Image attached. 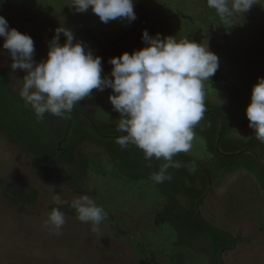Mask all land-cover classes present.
Here are the masks:
<instances>
[{
  "label": "rangeland",
  "instance_id": "374dc122",
  "mask_svg": "<svg viewBox=\"0 0 264 264\" xmlns=\"http://www.w3.org/2000/svg\"><path fill=\"white\" fill-rule=\"evenodd\" d=\"M10 2H13L12 4L20 9L26 8L25 3L34 5L36 3H46L50 8L55 9V11L50 10L42 14V16H40L41 18H38L37 20H34V18L32 19L31 15L29 18L25 17V19L21 22V29L18 30L21 33L29 34L33 38L35 45L34 54L36 55V57L33 58L36 62H40L41 60L47 58L49 42L52 39L51 34H48L47 32L49 28H51L50 25H54L56 28L57 26H63L70 29L74 35L75 41L83 42L87 50L90 49L94 56L100 57L102 56L100 55V49L109 48L111 39L115 41L117 38L127 37L128 35L134 36L137 32L132 28L131 30H125L115 36L114 31L117 32L119 30H123L117 23V20L111 21L116 24L114 27H111V29H113V31H111L108 28L109 23L103 24L99 17L94 14L90 8L86 12L80 13L76 12L73 6H70L71 3H66L69 6L68 8L71 9H65V11L62 10V7L65 6L64 8H66L67 5L65 2H61L60 0H12ZM59 3L63 4L59 5ZM26 10L27 9L24 11L29 12V10ZM258 10L260 13L264 14V4L261 5V9ZM19 11L23 14V11ZM0 15L4 17L9 15L10 17H13L14 13H11L7 7L0 3ZM250 20L252 21L249 16V11L244 13L242 17L237 16L234 18V22L238 23L242 28H247L246 25ZM15 24L17 26L20 25L18 22H15ZM166 24L171 25L169 21H167ZM93 27L96 30L95 32L92 31ZM160 28L161 29H159L157 33H159L162 38L168 35H174L173 26L164 28V25H162ZM113 35L115 37H112ZM64 38L66 37L61 33V44L65 42ZM202 44L203 46L209 48V45L206 42ZM258 44V41H255L246 43L243 46L241 45V49L243 48L242 52L240 54L237 53V56L239 59L246 58V60H248L253 57H255L256 60L258 59L262 68L259 67L257 68L258 70L253 69V71L255 73H259L258 78H261L264 77V56L261 52L257 51ZM135 46L136 47L131 51L142 48L145 44L142 43ZM120 54L121 53H119L118 56ZM228 56L229 55L226 53V58ZM227 61L232 66L231 68L223 66L225 63L223 60L219 59V67L216 73L210 77L209 81L205 82L206 99L204 100V103H211V109H218V111L222 113L225 120L226 137L228 139L249 142L256 138L254 130L249 127V121L246 116L245 110L249 103H242L243 100H239V98L243 99L241 93L234 91L236 89L243 90V88L250 87L252 82L249 81L250 77H247L249 80L245 79V81H233L232 79L235 80L237 78L233 75L236 68H238L239 61L236 58H228ZM11 62V57L8 51L3 49V37H0V73H2L0 74V264H75L76 260L70 257L71 254L68 249L63 248L64 253H62L60 251H48L45 247V244L48 243L58 242L55 243V245L60 246L63 242V236L53 235V230L46 227L51 226L48 223L46 210L49 208L50 204L55 202L54 197L59 196L64 202H70L78 197L77 193L71 190H68L65 194L62 193V190L67 188V177L64 176V171L66 172V169L70 167L60 166L55 171L53 176V179L57 180L58 183H50L36 174L34 169V161L36 157L28 150L26 151L24 149V141L33 137V134L34 143L36 144L37 139L40 141V146L38 145L39 148L42 147L45 151H56L57 148L59 149V146L57 147L54 142L57 131L55 129L58 128L53 127L49 129V127L57 125L58 122L62 125V120L59 121L56 119V116L52 115L53 117L51 120L53 122L50 123L47 117V115H51L50 113H45L42 120L37 119L31 105L27 104L19 95L25 72L19 69L13 70L10 66ZM240 63L243 64L244 67L248 64L247 61ZM102 65H105L107 68L106 72H102V76H110L112 65H109L106 60H102ZM212 80L214 82L211 83L210 81ZM232 81L233 83H231ZM208 82H210V84L206 89ZM208 88L211 89V92L207 91L209 90ZM224 89L228 91L224 92ZM110 94H112V90L110 88H105L103 91L94 89L90 97L81 100L74 106L75 109H73L72 113V118L74 117V119L71 124L68 122L69 129H71L72 132L76 131L80 136L81 134L78 130L83 128L84 133L94 139L87 141V143H81L77 146V149H75L86 153L93 161V167L88 168L87 173L83 174V178H85L84 180L90 184L87 188L90 189L95 186L93 185V174H98L102 177V182H110L114 185L111 189L113 196L116 193L119 195V202L112 209H109V213L107 214V216H112L114 221L104 220L105 227L110 228L112 231L109 232L107 231L108 229L103 227L100 229V233L95 236L80 234L82 237L86 238V243H84L83 239L82 244L84 246L86 245L87 250L85 251L86 257L82 260H77V263L80 264V261L85 262L86 260L88 264H184L187 259V253H183L180 250V246L171 247L170 253L173 256V262L170 254L169 256L168 254L164 255V252H162L161 249H154L156 259L152 260L151 258H145L146 262H144L143 257L140 258V252L134 251L135 249L133 250V241L146 240V237L144 236V232L146 231L145 226L150 227L149 229L151 231L157 230L154 226L155 215L158 210L163 208L166 204L164 205L165 202L162 198H158L160 193H163L161 189L157 190V195L155 194L156 196L153 192L148 194L146 191L142 195L136 192L138 196L135 197V203H131L128 200L129 198L124 199L125 194L124 189L120 187V185L123 186L120 179H126L127 177L117 169V167H119L117 166L118 160L111 156V154L103 147H108V145L113 144V138L108 137V135L111 136V132L114 131L113 125L118 127V120L115 121L116 118L114 116H120L110 103ZM250 98L251 96L248 97V99ZM83 114L86 115L83 116ZM209 114H213V112H210ZM88 117L91 120H89ZM59 118L60 117H58V119ZM99 118H104L105 120L103 121ZM110 119H114V122ZM110 122L114 124L110 125ZM218 123L220 126L219 120ZM203 128L204 127L200 128L202 130L200 133L202 138L205 135L208 138H211L208 131L205 132V129ZM69 129L67 130V133H65L66 139L64 143L67 150H70L71 152V150H74L71 147L74 137ZM3 132H6V134H2ZM83 144H85V147ZM228 145L227 141H225L224 146L228 147ZM207 146H209V150L213 151L214 160L216 161V164L218 163L217 170L214 165H206L215 186L212 190L210 188L206 190V194L202 198L204 200L203 202L205 207L204 208L202 206V208H204L207 214H212V216L215 217L213 212L216 208L218 209L220 204V202L216 199V196L218 195V187H228L227 190L229 192L234 189L235 186H238L239 182H245L244 177H247L246 174H249L250 178L253 176L250 184H257L261 190L260 191L254 185L248 186V189L242 196L244 201H241L240 203V200H238L240 208L238 211L236 210L234 214L235 217L229 218V220L227 219L225 223L223 221L220 222L221 226H227L226 229L233 234V236H228L229 238L227 242L230 243V245L232 243L235 245L230 252H227L229 251L228 247L230 245L226 246V252L223 254V259L227 264H264L263 171L261 169L259 170V168L257 171H251L248 168L245 169L243 166H231L223 169L220 162L230 163L238 161L234 160L230 155H220L219 153H216L217 149L222 150L221 147L218 148V143L216 145V143L212 141L211 144H205L204 148L206 149ZM130 148H132V145ZM125 150H127V147ZM184 154L190 156L189 153ZM182 158L183 157L176 155L174 160L177 161V159ZM245 158L247 160V157ZM184 159L186 160V158ZM158 162L159 161H154V158L150 160L149 167L151 173L159 170L160 167L157 165ZM184 162L186 161H181L180 163L182 166L180 168H174V170L178 173L182 172L185 174V171L187 170L184 169L186 168ZM196 167L197 165H195V168ZM204 174V171L196 169L194 172H191L190 177L191 179L196 180L200 179V177L204 176ZM114 175L116 178L119 177L120 179L117 178L116 180ZM98 180L101 181L100 177ZM167 181L168 180L163 183ZM172 182L173 187H176L177 181L173 180ZM5 185L7 193L9 192L14 195L20 192V188L23 192H26L23 188L26 189L27 195H22L24 198L36 191V199L34 203L31 206H28V210L24 211L25 213L22 214V216H18L20 214L16 210L17 204L10 201L4 194ZM173 187L170 186V192L176 191ZM156 188H158V186H155V189ZM183 188L185 191L186 188ZM194 190H196V187L190 186V189L186 191L190 193L193 192L194 194ZM221 191H223V189H220V192ZM113 196L109 195L108 198H113ZM174 196L179 197L180 195L175 192ZM181 199L182 198H180V200ZM132 206L137 207L135 215L131 210ZM165 211L167 212L166 216L171 215V213L176 214L178 207L175 206L173 202H168ZM179 212L182 211L179 209ZM193 212L194 210L192 213ZM182 214L184 213H177L175 216ZM84 225H81L78 228L82 231L87 230V227H84ZM119 228L130 231L128 234L121 235ZM169 228L170 229H166V231H171V227ZM174 230L176 231V229ZM39 231H44L45 233H40V236L38 234ZM114 232H118L120 234H113ZM174 233L176 235L173 236L172 241L174 242H172V244H176L179 239L177 231ZM184 233H186V231ZM215 234L216 233L213 232V235ZM183 235L180 236V241L185 240ZM76 238L77 237H75V240ZM87 240L89 243H87ZM196 240L192 241L193 244L196 243ZM110 241L111 243H109ZM143 244L144 243H138V245H141L142 247ZM205 245L206 247H210V253L214 255V258L216 257L215 260L213 259L210 261V264H220V261H218V255L222 250L218 253L216 246L209 240L205 241ZM38 246L39 248H37ZM199 249L202 250V248ZM107 251H113L114 253L107 254ZM199 254L204 255V252L201 251ZM74 255H78V253H74ZM147 256L151 257L152 255L147 252ZM174 258L176 259L174 260ZM202 263H204L203 260Z\"/></svg>",
  "mask_w": 264,
  "mask_h": 264
},
{
  "label": "clouds",
  "instance_id": "9594fccd",
  "mask_svg": "<svg viewBox=\"0 0 264 264\" xmlns=\"http://www.w3.org/2000/svg\"><path fill=\"white\" fill-rule=\"evenodd\" d=\"M206 3L223 23L232 25L233 18L242 17L254 4H261V0H206ZM70 6L80 13L91 8L103 23L136 19L133 0H71ZM61 33L66 37L63 44ZM0 37L3 49L11 57V68L25 72L19 95L31 105L37 119L42 120L45 113L67 119L74 106L90 97L94 89L110 88L109 100L120 118L118 132L112 131L108 137L116 139L121 149L135 145L146 160H162L159 170L151 174L154 183L172 179L168 169L182 166L174 160L176 155L193 152L197 145L204 148L205 142L197 136L195 127L206 112L205 82L216 73L219 58L202 43L177 39L175 35L152 36L145 29L142 31L145 46L131 54L124 51L111 57L110 76H102L101 57L86 50L83 42H74L72 31L63 26L55 30L47 58L40 62L33 58V38L10 28L2 15ZM245 111L249 127L264 143V77L253 85ZM195 170V164L189 166V171ZM54 201L58 206L64 203L59 196ZM71 207L81 222L91 224L93 232L98 231L107 216L104 208L86 194L73 199ZM48 223L59 234L66 223L59 207L52 209Z\"/></svg>",
  "mask_w": 264,
  "mask_h": 264
},
{
  "label": "trees",
  "instance_id": "16d2710c",
  "mask_svg": "<svg viewBox=\"0 0 264 264\" xmlns=\"http://www.w3.org/2000/svg\"><path fill=\"white\" fill-rule=\"evenodd\" d=\"M12 1V0H10ZM9 0H0V3H2L5 7L8 8V10L11 13H14L13 17L11 16H6L5 19L8 21V24L10 25V27L15 28L17 30L21 29V22L26 18H28L27 12L24 11V9H20L14 6V4H12ZM23 11V14L20 13V11ZM26 13V14H24ZM263 19V18H262ZM15 22H18L20 25L17 26L15 24ZM147 24V21L144 19V21H142V23L140 25H138L137 27L133 28L135 29L137 32L136 34H134V36L132 35H128L127 37H123V38H117L115 41L113 39H111L110 41V46L107 49H100V55H102L101 59L102 60H106L107 63L109 65H111L109 63V57H110V52L112 47L119 41H121L122 39H126V38H131V37H135L141 34V32L143 31V29L145 28ZM248 29V28H247ZM249 30V29H248ZM155 31V32H154ZM159 31L158 27L155 26V24L152 25V28L150 30V35H156L157 32ZM133 32V31H132ZM256 37V36H255ZM113 41V42H112ZM252 41V40H251ZM255 42V39H254ZM144 43L142 42H138V43H132L129 45H126L125 47L121 48L118 51L119 53H122L124 51L129 50L130 48H132L134 45H139ZM259 43V41H258ZM264 45V44H262ZM259 47V45H258ZM239 48L241 49V46H239ZM117 54V56H118ZM240 54V53H238ZM237 53H233L232 55L223 58H219L221 60H223V62L225 64H223V66H228L229 68H231L232 66L228 63L227 59L228 58H236L239 61L238 64V68H236V71L234 73L233 76H236L237 78L233 81H245V79L249 80L247 77H250V80L252 82V85L250 87L247 88H243V90H238L236 89L234 92H239L241 93L242 98H239V100H243L242 103H245V98L251 96V90L252 87L255 83L258 82V74L259 73H255L253 71V69H257L259 67L262 68V66L259 64V60L255 59V57H253L252 59H248L246 60V58L244 59H239V57ZM34 57H36V55L34 54ZM235 60V59H234ZM243 61H247L248 64L244 67L243 64H241L240 62ZM258 70V69H257ZM1 72V71H0ZM2 74V73H0ZM224 81V80H223ZM233 81L231 83H233ZM214 82V81H213ZM228 90L224 89V92H226ZM241 91V92H240ZM211 92V91H210ZM206 93V92H205ZM212 95V94H211ZM240 95V94H237ZM206 98H204L205 100ZM251 99V98H250ZM250 99L248 102L246 103H250ZM207 108L212 107V104H205ZM214 107V106H213ZM75 109V108H74ZM218 110V109H217ZM73 113V111H72ZM72 113L69 114L68 118L65 119L63 117H60L58 119V117H56L57 120L61 121L62 125L59 124L60 122H58V126H50L49 129L51 128H58L55 129L56 131V136L54 138V142L57 145V147L59 146V149L57 148L56 151H45L43 150V148H39V144L40 141L37 139L36 144L34 143V134L32 135L33 137H31L30 139H26L25 142V150L29 151L31 154H33L36 159L34 161V169L36 171V174L47 180L50 183H55L57 184V180L53 179L54 177V173L55 171L60 167V166H65V167H70V168H65L66 172L64 171V176L67 177V188L62 190V193L65 194L68 190H71L75 193H77L78 197L80 195H88L89 197H91L94 202L99 205L102 206L104 208V210L106 211V213H109V209H112L118 202H119V195L112 194L111 189L113 188V184H111L110 182H102V177L98 174L94 175L93 174V178H94V183L93 188H87L90 184L84 180L85 178H83V174H86L88 171V168H92L93 165L91 164V158L90 156H88L86 153L80 151V150H75L77 149V146H79L81 143H85L89 140H94L93 138L89 137V135L84 133V129L81 128L80 130H78L80 132V136L79 133L72 132L71 129H69V125L68 122H70V124L72 123V120L74 119V117L72 118ZM218 113L221 115V118L223 120V129H222V135H221V139H220V147L222 150H219L220 153L222 155H230L233 157L234 160L238 161V162H226L224 163V165H222L223 168H227V167H231V166H240V167H244L245 169L248 168L251 171H257V169L259 168V170L261 169L263 172L262 174L264 175V143H261L257 138H254L253 140L249 141V142H241L237 141L236 139L234 140H230L226 137V132H225V120H224V116L222 115V113L220 111H218ZM86 114H83V116H85ZM211 115L214 120L216 121V116L214 114H208ZM48 117V121L50 123H52L53 121L51 120V118L53 117L52 115H47ZM34 120V119H33ZM69 120V121H68ZM46 121V122H48ZM218 121V120H217ZM55 124V123H54ZM53 124V125H54ZM217 124V137H218V133H219V123ZM72 127V126H71ZM6 129V128H5ZM70 130L72 133V136L74 137L73 141H72V145L71 147L74 150H67V147L65 146V133H67V130ZM106 133V132H105ZM2 134H6V132H3ZM84 135V136H82ZM37 136V135H36ZM103 136V135H101ZM39 138V137H37ZM102 138V137H101ZM113 144L108 145V147L102 146L111 154V156H113L114 158H116L118 160L117 163V167L118 170L120 172H122L124 174V172H127V174L130 173V177L133 178L134 180L137 179H147L151 176V172H150V167H149V162L150 160H146L144 158V153L141 149L137 148L136 146L132 145V148H130L131 144L128 145L127 150L121 149V147L115 142L116 139H113ZM217 138L212 137V141L214 143H216ZM229 140V141H228ZM227 141V145L228 147L224 146V142ZM100 144V143H99ZM234 144V145H232ZM39 145V146H38ZM232 146V147H231ZM112 149V150H111ZM133 149V150H132ZM70 153V154H68ZM247 157V160L246 158ZM243 160V161H242ZM228 163V164H227ZM64 170V169H63ZM98 173V172H96ZM98 176V177H97ZM115 176V175H114ZM100 177L101 181L98 180V178ZM116 178V176H115ZM118 179H120L119 177H117ZM116 178V180H117ZM190 180V179H189ZM173 179L168 180L165 183H160L158 185V187H160L159 189H161L162 192L168 190L171 187H173ZM190 182L192 184H196L197 183V179L193 180L191 179ZM1 183V180H0ZM6 183V180H5ZM112 186V187H111ZM19 189V188H17ZM173 189H178V186L176 185V187H173ZM24 191L23 192L22 189L20 188V192L16 195L14 194H10L9 192L7 193L6 191V185L4 187V194L8 197V199L10 201H12L13 203L17 204L16 210L18 211V213L20 215L18 216H22V214H24L26 210H28V206H31L35 199H36V191H34L33 194H30L28 197L24 198V196L22 197V195L27 193V190L23 188ZM204 192V190H202L197 198H193L192 199V208L190 210H187L186 212H179L177 211V213H184L182 215H177L174 213H171V215L168 216H172V217H168L166 216V209H164L163 212L160 213V217L158 220V224L154 222V226L157 230H160L163 227L169 226L172 227L174 229H176L177 233L179 234V239L176 242V244H186L189 242H192L194 240H196V238L201 237L203 235H206L208 237L207 240H209L210 242L213 243V245L216 246V250L219 253L224 247H226L227 245H230V243L227 242L228 240V236H230V234H225L223 232H219L218 229H216L213 225H211L209 222H207L204 218L201 217V215L199 214L198 210H197V205H198V201L200 196L202 195V193ZM27 195V194H26ZM111 195L113 196V198H108V196ZM19 198H16V197ZM138 194H135V197H137ZM141 197V195H140ZM128 197H124V199H127ZM96 200V201H95ZM130 202V198L128 199ZM71 202H64L62 205H56L55 202H53L52 204L49 205V208L46 210L47 211V219L49 217L50 212L52 211L53 208L59 207L60 210L64 213L65 218H66V223L62 226V228L59 230V234L56 233V230L51 227V226H46L48 228H51L53 230V235H59V236H63V242L62 245H55V243L58 242H54V243H48L45 244V247L48 251H60L62 253H64L63 248L64 249H68L70 251V254L74 260H76L75 264L77 263V260H82L84 257H86L85 255V251L87 250L86 245L84 246L82 244V241L84 239V243H86V238L82 237L80 234H88L90 236H95L96 234H99L100 229H102L103 227H105L104 225V221L98 226V231L93 232L91 230V224L90 223H84L81 222L78 218H77V213L76 210L74 208L71 207ZM133 203H135L133 201ZM133 214L135 215L137 212V207L132 206ZM194 210V212L192 213V211ZM40 213V212H39ZM38 213V214H39ZM190 214V215H188ZM153 219V217H152ZM105 220H111L114 221V218L112 216H106ZM84 225V227H87V230L82 231L80 230V228H78L79 226ZM106 229H108L107 231L111 232L112 230H110V228L105 227ZM150 227H146L145 229L146 231L144 232V236L146 237L147 235L148 238L150 236H152L151 230L149 229ZM119 231H121V235L124 234H128L130 230H123V228H119ZM186 231V233H184ZM45 233L44 231H39L38 234L40 235V233ZM183 232V234H182ZM213 232H215L216 234L213 235ZM49 234V233H48ZM111 234V233H109ZM113 234H120L118 232H114ZM111 234V235H113ZM80 235V236H79ZM184 236L185 240L180 241V236ZM41 236V235H40ZM75 237L76 240H75ZM114 238V237H112ZM142 239V238H140ZM152 240V239H150ZM147 239L146 240H136L133 241L132 247L133 250L136 252H140V258L143 257L142 254V249L143 247L141 245H138V243H144V245H146ZM87 243L88 240H87ZM111 243V241L109 242ZM89 245V244H87ZM39 248V246L37 247ZM61 248V249H60ZM60 249V250H59ZM163 250V249H162ZM42 251V250H39ZM74 253H78V255H74ZM114 253L113 251H107V254H111ZM180 253V252H178ZM20 264V263H17ZM80 264H88L85 260L84 261H80ZM184 264H191L188 262H185ZM196 264V263H193Z\"/></svg>",
  "mask_w": 264,
  "mask_h": 264
},
{
  "label": "flooded vegetation",
  "instance_id": "af4514ba",
  "mask_svg": "<svg viewBox=\"0 0 264 264\" xmlns=\"http://www.w3.org/2000/svg\"><path fill=\"white\" fill-rule=\"evenodd\" d=\"M61 2L71 3V0H60ZM133 3L138 6L140 9H142L144 12L148 13L150 18L152 19L153 24H155L157 27H162L164 25V28L166 27H172L173 26V32L177 39H183L188 38L191 40H195L198 43H207L209 45V48L212 52H214L218 58L226 57L227 55H232L234 52L241 53L242 49L239 48V46H243L246 43H251L255 41H259V47L257 48V51L261 52L264 56V14L260 13L258 9H261V4H264V0H261V4H254L251 9L249 10V16L252 21L246 25L247 28H242L239 26L238 23L234 22V18L232 20V25L223 23L221 19L216 16L215 11L213 9L208 8L206 0H133ZM26 4L27 15L28 18L31 15V18L34 20L40 19L42 14L46 13L47 11L53 10L54 8H50L46 3H36L34 4ZM63 3H59V5H62ZM68 4H66V8L62 7V10L65 9H71L68 8ZM91 9V8H90ZM66 11V10H65ZM136 13V19L134 21H127V20H121L117 19V23L123 30H119L117 32L114 31V35L119 34L121 32H124L125 30H131L132 28L137 27L144 21L146 18L141 16L140 14ZM75 16V14L73 13ZM68 16V15H67ZM263 18V19H262ZM147 21V20H146ZM167 21L170 22L171 25L166 24ZM108 28L111 29V27H114L115 22H108ZM103 23V24H108ZM111 24V25H110ZM10 26V25H9ZM51 28L47 31L48 34H51V37L55 35V30L57 28L54 25H50ZM102 26V25H100ZM107 27V26H106ZM158 29H161V28ZM253 27V28H252ZM92 31H96L93 27ZM112 37H115V36ZM256 36V37H255ZM66 39V38H64ZM252 40V41H251ZM75 41V40H74ZM84 44V43H83ZM85 45V44H84ZM140 45V44H139ZM86 47V46H85ZM136 46L134 45L132 48L127 50L130 54L133 52V50ZM140 49V48H138ZM136 49V50H138ZM87 50V49H86ZM103 72H106L107 68L105 65H102ZM211 83L213 82L210 81ZM210 82L207 83L206 89L209 86ZM210 91L211 89L208 88ZM242 91V90H241ZM249 99L246 97L245 102H248ZM116 119H115V118ZM113 118L115 121H117L120 116H114ZM114 119L112 121L114 122ZM69 121V120H68ZM110 125H113L114 123H109ZM114 126L113 133H117V127ZM111 127V126H110ZM87 143V142H86ZM85 147V144H83ZM91 162L92 159H91ZM92 164V163H91ZM118 169V168H117ZM126 175V179H120V182L123 186L120 185L124 189V194L126 197L130 198L131 203L134 201L136 202L135 193H133V186L135 185L134 179L131 178L130 173L127 174V172L124 173ZM159 188L155 189L154 183L148 184V188L144 190L147 191L148 194L151 192L154 193V195H157V190ZM155 195V196H156ZM162 195V196H161ZM124 196V197H125ZM158 198H162L164 202L167 200V195L165 193H160V196ZM165 205V203H164ZM166 205L159 209L156 213V217L154 218V222L158 224V220L160 217V213L164 211ZM166 229H170L169 226L163 227L160 230L151 231V235L149 238L147 235L146 239V245L143 246L142 254L144 258V262H146L145 258H151L152 260L156 259V256L154 254V249H163L162 252H164V255L171 256V260L173 262V256L171 255V247H179L180 250L184 253L186 252V262L188 263H196V264H210L211 260H215L213 254L210 253V250L205 253L204 255L196 254L190 246V244H172L173 236L176 234V232L172 227L171 231H166ZM173 230V231H172ZM178 234V233H177ZM152 239V240H150ZM172 244V245H171ZM147 252H149L152 256L148 257ZM176 258H174L175 260ZM201 260V262H200ZM202 260L204 263H202ZM220 264H227L224 259L220 260Z\"/></svg>",
  "mask_w": 264,
  "mask_h": 264
},
{
  "label": "crops",
  "instance_id": "0c3cea01",
  "mask_svg": "<svg viewBox=\"0 0 264 264\" xmlns=\"http://www.w3.org/2000/svg\"><path fill=\"white\" fill-rule=\"evenodd\" d=\"M206 109H208V108H206ZM216 111L218 113V110H216ZM208 114L207 113L204 114L203 119L195 127V132H196L197 136L200 138H202V135L200 134L202 132V130L200 129L201 127H204L203 129H205V132L208 131V134L211 138H208L206 135L203 137V140H204L206 145L212 143V137L218 138L217 137V124H216V123H218L217 114L213 112V114L216 116L215 117L216 121L214 120V118L211 115H208ZM99 119H102L103 121L105 120L104 118H99ZM89 120H91V119L89 118ZM110 120H112V119H110ZM216 141H217L216 142V145H217L218 140H216ZM216 153H219L221 155V153L218 149H217ZM178 155L183 157V158L177 159V161H179V162L186 161V162H184V164L186 165V166L184 165L186 167L184 169L187 171H185V174H183L182 172H180V173L176 172L174 170V168L168 169V172L171 173V175H172V179L177 181L176 183H177L178 189L175 192H177V194H179L180 196L179 197L174 196L175 192H170L171 189L164 191L163 193H165V195H167V200H166L165 204L167 205L168 202H171V203L173 202L174 205L178 207V211L180 209L182 212H186L187 210H190L192 208V199L197 198L199 193L202 190H204V192L200 196L199 200H197L199 202L197 205V210H198L199 214L207 222H209L216 229H218L219 232H223L225 234H230L233 236V234L229 230L226 229L227 226L226 227H224L223 225L221 226L220 222L223 221L225 223L227 221V219L229 220V218L235 217L234 214H235L236 210L238 211V209L240 208L239 204L241 203V201H244L242 196L244 195V192L248 189V186L254 185L258 189L260 188L257 184H250L253 176L250 178V175L246 174L247 177H244L245 182H239L238 186H235L234 189L230 190L229 192L227 190L228 187H223V186H222V188H220L221 186L218 187V189H217L218 195L216 196V199L218 200V202H220V204H219L218 209L216 208L215 211L213 212L215 214V217H216L215 218L212 216V214H209V213L207 214V212L204 210V208H205L204 202H203L204 200L202 199L203 196L206 194V190H208L209 188L211 190L213 188H215L214 183H213V179L211 178V175H210V173L207 169V166H206V165H214L216 167V170L218 168V163L216 164V161L214 160V157H213V151L209 150V146H207L206 149L205 148L201 149L197 145V147L194 149L193 152H189L190 156L184 154V152L183 153L181 152V154H178ZM184 158H186V160ZM154 161H159L157 164L159 167L163 163L162 160H157L155 158H154ZM194 163H195V165H197V167L195 169H197L199 171L202 170L205 173L204 176L200 177V179H197V183L195 185L190 182V180H191L190 176H191L192 171H189V165L191 166ZM224 163L225 162H220L221 167H222V165H224ZM150 177L147 179L135 180L134 181L135 185L133 186V193L136 194V192H138L141 195L144 194L145 193L144 190H146L148 188V184L154 183L150 179ZM158 185L159 184L154 183V186H158ZM182 185H183V187L186 188L185 191H184V188L182 187ZM190 186L196 187V190H194V194H193V192L190 193V192L186 191V190L190 189ZM220 189L221 190L223 189V191L220 192ZM263 192H264V190H263ZM196 194H198V195H196ZM180 198H182V199L180 200ZM238 200H240V203ZM183 204H184V206H183ZM202 206L204 208H202ZM241 208H242V206H241ZM216 213H217V215H216ZM218 219H220V220H218ZM204 238H208V237L206 235H203L201 237L196 238L197 240H196L195 244H193V242H189L190 246L193 248L192 250L196 254H199L201 251L204 252V254H205L210 250V247H206L205 241H207V239H204ZM186 244H188V243H186ZM234 246L235 245L232 243L228 247L229 251H227V252L232 251V248ZM198 247L202 248V250L199 249ZM225 252H226V247H224L222 249L221 253L218 255V258H219L218 261L223 259V254Z\"/></svg>",
  "mask_w": 264,
  "mask_h": 264
},
{
  "label": "water",
  "instance_id": "95a60500",
  "mask_svg": "<svg viewBox=\"0 0 264 264\" xmlns=\"http://www.w3.org/2000/svg\"><path fill=\"white\" fill-rule=\"evenodd\" d=\"M134 11L137 12L138 14H140L141 16H143L144 18H146L147 20V24L145 26V28L143 30H147L148 33H150V30L152 28V25H153V22H152V19L150 18V16L148 15V13L144 12L142 9H140L138 6H136L134 3ZM142 32L140 35L138 36H135V37H131V38H126L124 40H121L119 42H117L111 49V52H110V57H113V56H117L118 54V51L125 47L126 45H129V44H132V43H138V42H142ZM210 112H214L217 114V117H218V120L220 122V126H219V137H218V148H220V139H221V135H222V129H223V125H222V118H221V115L217 113V111L215 109H211V108H208L206 109V112L205 113H210Z\"/></svg>",
  "mask_w": 264,
  "mask_h": 264
}]
</instances>
